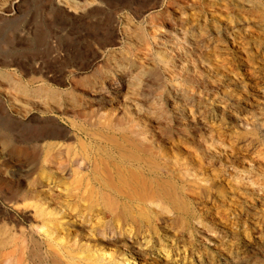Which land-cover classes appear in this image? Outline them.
<instances>
[{
  "label": "rangeland",
  "instance_id": "374dc122",
  "mask_svg": "<svg viewBox=\"0 0 264 264\" xmlns=\"http://www.w3.org/2000/svg\"><path fill=\"white\" fill-rule=\"evenodd\" d=\"M191 1L182 0L185 4ZM165 3L168 2L165 0ZM130 5L132 9H140L143 21H138L129 12ZM103 7L99 15L74 23L66 19L61 11H55L57 9L52 6L51 0H0V70L18 75L23 71H39L52 87L68 91L74 86L81 88L80 78L96 83V74L99 78L104 77L109 70L104 67L95 74L97 68L93 70L86 64L81 68L82 62L79 66L69 65V60L54 63L51 47L55 42L60 43L59 51H63L60 58L67 51L89 58L94 40L104 37L112 19H120L121 26L128 25L150 42L153 41L151 25H155L157 33L163 35V42L180 39L179 22L173 9L169 10L171 17L165 16L161 5L153 6L150 0H109L108 6ZM208 17L210 20L201 23L198 28L201 34L200 30L212 36L209 38L204 34L210 49L209 63L202 62L200 54L195 52V44L191 42L172 53L163 46L159 50H151V59L144 67L145 73L130 83L124 101L116 102L104 92L92 93L91 88L84 90L86 97L79 98L85 106L80 112L93 115L94 119H109L117 115L135 120L134 131L142 133V138L146 137L152 146L163 143L173 163L171 169L186 176L183 183H178L179 186L184 184L193 189L194 196L187 201L191 216L171 215L167 210L150 206L152 213L149 214L148 226L136 236L135 244L120 242L104 247L111 256L110 264H264V25L258 27L257 22L248 21V29H244L236 18L228 21V17ZM130 40L139 42L138 35L133 32L127 41ZM116 52L120 53L119 50ZM117 53L113 55L118 58L120 54ZM111 57L107 59L114 60ZM159 57L163 62L159 61ZM190 66L199 75L194 81L187 80L181 73ZM172 82L182 88L193 87L197 94L202 93L203 109L200 112L204 114L194 122L190 117V121L186 119L191 104L189 106L180 98L178 103L176 100L169 103L166 96L161 98L160 88L168 89L174 84ZM11 85L1 74L0 180L16 183L31 171V164L35 162L33 158L41 154L42 145L37 146L36 142L27 145L30 158L11 162L1 147L3 135L32 139L52 117L33 113L32 119L24 121L14 115L11 107L15 105L11 98L17 92ZM54 119L69 133L83 137L70 124L72 120L57 116ZM149 123L153 124L152 127ZM76 124L84 126L78 120ZM77 148L75 146L74 150L81 151ZM4 159L7 160L5 167ZM0 204L3 215L20 222L23 232L29 236L32 221L25 214L32 209H24L20 204L18 210L3 201ZM54 208H60L64 214L69 212L60 204L54 205ZM15 234L20 237L18 232ZM22 252L21 246L0 250V264H29L25 251Z\"/></svg>",
  "mask_w": 264,
  "mask_h": 264
},
{
  "label": "bare ground",
  "instance_id": "6f19581e",
  "mask_svg": "<svg viewBox=\"0 0 264 264\" xmlns=\"http://www.w3.org/2000/svg\"><path fill=\"white\" fill-rule=\"evenodd\" d=\"M150 1L153 6L160 4L165 16L170 14V9L174 10V17L179 22L180 39L163 42V35L157 33L158 29H155L157 28L155 25H151L153 41L150 42L146 36L143 37L128 25L121 26L120 19L117 21L112 19L110 28L107 29V33L105 32L104 37L94 40L89 58L80 57L78 53L76 55L72 51L65 52L63 58H60L63 53L59 51L60 43L52 44L54 63L69 60V65L79 66L82 62L81 68L84 64L93 70L97 68L95 74L101 68H108V75L99 78L96 74V83L89 82L87 78H80L78 82H81V88L74 86L71 90L60 91L52 87L51 83L48 84L47 78L39 71L34 73L23 71L18 75L0 70V75H4V79L9 81L17 92L11 98L15 105L11 107L14 109V115L24 121L32 119L33 113L47 118L52 117L48 120L47 126L38 129L37 135L34 133L36 136L32 139H19L10 134L2 137L1 147L11 162L30 158L31 153L28 151L29 148H26L27 145L36 142L37 146H42L41 154L33 158L35 162L31 164L30 172L21 176L16 183L0 180V201L18 210H20L18 208L20 204L24 209H32L25 214L26 218L32 221L31 233L27 236L20 222L3 215L0 204V250L8 246H21L28 257L29 264H32L31 262L33 264H41V262L47 264H110L111 256L105 250V246H115L120 242L125 245L135 244L136 236L141 235L143 228L148 226L149 214L152 213L150 206L160 207L171 215L174 213L188 217L192 215L187 201L190 197L193 198V189L184 184L179 186L178 183H183L186 176L182 173L176 174L171 169L173 163L165 145L161 142L157 147L149 144L146 137L142 138V133L138 134L134 131L136 121L133 119L119 118L117 115L109 119L101 117L94 119L93 115L81 113L80 110L84 106L81 103V99L85 96L84 90L91 88L92 93L104 92L116 102L124 101L130 83L145 73L144 67L151 59L149 58L151 50H159L163 46L168 47L172 53L173 50L181 49L191 42L195 44V52L200 54L199 58L207 64L211 61L208 55L210 49L205 42L209 36L202 30L200 31L203 34L199 32V25L208 22L209 15L210 17H228V21H234L236 18L235 20H239L244 29H248V21H255L258 27H263L264 0H192L189 4L183 3L182 0H166L167 4L165 0ZM51 2L52 6L57 9L55 11H61L66 19L78 23L100 13L103 6H108L109 0H51ZM128 10L138 21L142 20L140 9H132L130 5ZM133 32L138 35L139 42L127 41L131 39ZM177 33L179 34L178 31ZM114 53L120 54L119 57H114L116 55ZM111 56L114 60L107 59ZM159 59L163 62L161 57ZM191 66L183 69L181 73L186 76L187 80L194 81L199 75L196 73L197 70H193ZM113 67L116 69L114 72ZM36 84L40 85L36 87ZM160 90L161 98L166 96L169 103L175 100L178 103L177 100L180 98L185 101L184 103L191 104L189 105V116L186 119L190 117L194 122L196 118H199L198 116L204 114L200 112L203 106L202 93L197 94L193 87L182 88L174 83L168 89L161 87ZM56 116L72 120L70 124L83 137L79 138L69 133L54 119ZM76 120L81 121L84 126L82 124L83 127L77 126ZM149 125L152 127L153 124L149 123ZM75 146L81 151H75ZM4 161L3 166L5 167L7 160L4 159ZM42 187L44 190H41ZM58 204L69 212L64 214L62 210V212L59 210L60 208H54V205ZM75 228L81 231H76ZM15 232H18L20 237H17Z\"/></svg>",
  "mask_w": 264,
  "mask_h": 264
}]
</instances>
